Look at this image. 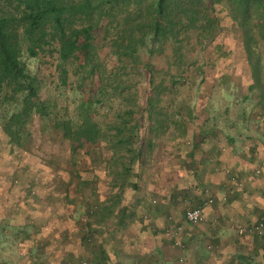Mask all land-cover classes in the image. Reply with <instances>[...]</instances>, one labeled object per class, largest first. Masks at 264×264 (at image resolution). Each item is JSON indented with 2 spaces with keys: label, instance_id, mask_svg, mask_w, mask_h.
Listing matches in <instances>:
<instances>
[{
  "label": "rangeland",
  "instance_id": "374dc122",
  "mask_svg": "<svg viewBox=\"0 0 264 264\" xmlns=\"http://www.w3.org/2000/svg\"><path fill=\"white\" fill-rule=\"evenodd\" d=\"M180 1L182 8L189 9L190 19L184 24L192 21L194 26L183 28L178 22L163 18L157 26L159 34L153 38L151 1L143 17L126 23L118 14L95 31V45L107 83L105 109L99 119L101 133L112 137L115 130L110 126L119 122L118 114L130 107L137 110L128 117L130 132L121 137L122 143L113 140L116 147L107 139L95 143L81 137L73 142L60 141L59 137L54 138L56 132L49 135L47 128L42 129L50 124L38 118L21 133L23 138L28 136L29 145L25 140L21 147L11 146L2 131V118L13 111V105L0 102V264H99L98 252L102 249L111 257V264H230L234 246L242 248L243 243L239 242L246 233L240 234L238 227L260 220L263 208L258 207L259 213L249 211L244 219L247 222L238 227L228 223L237 219L228 218L224 209L221 211L225 216L215 224V204H208V197V205L202 208L204 220L191 225L183 214L195 206L188 207L190 199L185 187L199 180L198 176L213 184H233V177L214 164L232 152L229 139L233 140V155L240 158L242 166L249 156L248 146L256 140L260 154L256 156L257 167L245 176L252 179V186L257 182L264 184V121L258 119L261 114L264 116V98L251 112L254 103L245 100L251 75L243 36L228 2ZM35 20L37 26L47 25L43 16ZM254 22L264 28V15ZM132 30L138 46L126 50L132 44L128 40ZM172 32L179 33L177 40ZM45 35L36 48L39 55L32 58L24 52L23 58L30 72L43 81L41 95L55 112L76 118L78 112L72 98L76 90L82 91L80 80L86 73L78 65L81 61L69 55L68 82L60 89L59 66L66 54L65 37L53 29ZM256 38V51L264 60V35L256 34ZM81 50L80 47L76 52L78 59L83 56ZM145 64L154 70L150 91L160 95L165 123L153 118L150 121L147 114L144 119L135 95L124 99L131 91L139 94L138 104L144 101ZM203 76L207 78L202 83ZM83 84L88 89L97 87L91 79ZM243 110L248 116L246 121ZM212 129L219 141L215 136H203L205 130ZM194 141L201 142L198 151H192ZM140 151L142 156L131 163L127 173L125 166ZM194 152L205 161L204 171L189 157ZM195 167L198 176L192 173ZM77 170L87 171L88 176ZM130 182H138L141 187L132 190ZM259 188L256 196L264 207V185ZM173 192L177 198L171 196ZM206 192L205 196L210 195ZM205 233L211 241L204 237ZM252 234L262 236H247L254 237ZM236 237L240 240L235 241ZM215 238L220 242H213ZM257 239L254 237L253 241ZM205 247L210 254H206Z\"/></svg>",
  "mask_w": 264,
  "mask_h": 264
},
{
  "label": "trees",
  "instance_id": "16d2710c",
  "mask_svg": "<svg viewBox=\"0 0 264 264\" xmlns=\"http://www.w3.org/2000/svg\"><path fill=\"white\" fill-rule=\"evenodd\" d=\"M151 1H153L154 4L152 18L154 29L153 38L158 36L159 28L157 26H159L163 18L176 21L180 26H184L183 28H189L191 25L194 26L192 21L187 25L184 24L185 20L190 19L189 9L182 8L183 5L180 4V0H0V102L6 105H13V111L2 118V131L8 138L11 146L21 147L24 145L25 140L27 142L28 136L23 138L22 134L24 131L28 130L29 126H31L37 118L46 123L48 122L50 125L42 126V129L45 130V128H47L49 130V135L56 132L59 136L54 134V138L59 137L60 141L65 140L73 142L76 137H81L83 140L91 143H95L100 139V142H103V140L107 139L109 142H112V145L115 147L117 145L113 143V140H115L117 144L122 143L123 138L121 139V137H124L123 135L130 132L128 117L134 115L137 110L130 107L118 114L119 122H114L115 124L110 126L111 129L114 128L115 130V133L112 135L113 139L112 137H104V134L101 133L102 124L99 119L100 112L105 109L104 103L105 94L107 93V83L104 75L105 68L97 52L94 34L102 23L115 15H123V20L126 23L133 22L143 17L144 10L149 7ZM203 1L208 4H215L222 0ZM226 1L230 6L233 20L237 22L242 32V46L251 75V83L248 85L250 91L245 100H251L254 103L250 111L255 112L256 105H260V99L263 100L264 98V60L261 54L256 51V46H258L259 43L256 34L263 36L264 32L262 30H264V28H258L254 20L258 17L262 18V15H264V0ZM45 9L47 10L45 11ZM41 16L47 21L46 26H44L45 24L36 25L35 19H40ZM48 29H53V32L55 31L56 34L65 37L66 54L61 58L62 63L59 66V88H65L68 82L69 70L66 65L69 61L67 58L69 55H74L72 59L81 61L78 65L83 68L86 73L85 77H82L80 80L82 82L79 87L82 91L78 92L79 90H76L72 98L76 103V110L78 112L76 118L61 116L55 112L53 109L54 107L41 95L43 81L38 74L30 72L28 64L23 58L24 52H27L32 58L39 55L38 49L36 48L43 43ZM134 32L135 31L132 30L128 35V40L132 44L126 46V50H134L138 46V42L133 37L135 35ZM178 34V32L171 33L172 37L176 40ZM162 36L165 37V34H162ZM80 47L83 56L78 59L76 52ZM76 60H74V62ZM145 68H147V80L143 93L144 95H141L144 101L141 105L138 104V100L140 102L139 94L137 92L131 93V91L127 92V94L124 92V99L127 100L131 95H135L134 97H136L137 105L140 107V115L144 119L147 118V116H145L147 114L150 121L153 118L165 123L166 120L162 117L164 110L160 108V95L158 93L156 94L154 90L150 91L153 84L154 70L149 64H145ZM205 72L203 73L204 75ZM86 78L97 83V87L91 85L92 88L88 89L86 85L83 84L87 80ZM206 78L207 77L203 76L202 83L206 81ZM93 87L96 89L94 90ZM263 108L264 104H262V109ZM242 115L246 121L248 116L245 110H243ZM258 119H263L264 121V116L261 114ZM214 130H205L203 136L210 139H213L215 136L217 140L218 134L213 132ZM184 133L186 134V131ZM219 140L220 138L218 141ZM52 141L54 142L55 140ZM255 141L251 146H248V161L246 164H243V167L239 168V165L236 166V162L230 163L228 159H223L222 157L214 163L216 164L215 167L218 168L221 166L222 170L229 173L228 176L233 177V181L231 180L233 184H230L229 181H225L226 184H224V181H217L213 184L210 181L206 182L202 180L201 177L198 176L199 174L197 173L198 170L196 167L201 169L205 161L201 160V157H197L195 152L192 153L189 156L192 162L199 164L192 170V173L194 176H198L199 180L194 181L193 185L188 186V188L187 186L185 187V192H187L186 195H188L190 199L188 200V207L192 204V206H195L193 208L202 209L205 205H212L214 203L215 207L220 210H226L234 201H229L230 194L228 192L230 191L227 190L228 184L230 186L233 185L231 187L235 188L243 186L245 183L252 185L251 179L249 180L246 174L254 171L253 169L256 167L258 150ZM227 143L230 147V151H233V140L229 139ZM27 144L29 145L28 142ZM200 144L201 142L194 141L192 144V151H198V146H200ZM142 154L143 153L140 151L131 157L129 165L125 166V171L127 173H130L129 167L131 163L138 161ZM48 157H50V155H47V158ZM202 169V171L205 170V168ZM77 172L83 173L85 177L88 176L87 171L77 170ZM216 179L218 180V178ZM219 179L221 178L219 177ZM128 186H130L132 190H137L141 187L138 182H130ZM116 187L117 186H115V188ZM143 188H145V186H143L142 189ZM206 191H208L210 195L205 196L204 194ZM246 191L248 192V190ZM247 192H244V190L241 192L238 191L241 200H244L242 194ZM154 193V191L151 192L152 196ZM217 195H221V197L218 198ZM171 196H174V198L178 197L174 192ZM160 197L162 196H158V198ZM208 197L209 201L207 204ZM241 200L239 202H234L238 208L242 205ZM155 203L157 204L158 200L156 201L155 199L154 204ZM246 204L248 205L249 203L246 202ZM123 210L124 207L122 210H119V214ZM93 212L92 210L90 213L93 214ZM185 213L186 211H184V216ZM248 213L247 211L246 214ZM121 214L123 217L124 213ZM262 214L264 213H261V216ZM221 216L220 218L214 217L218 219H215V224L221 222L220 219H223V215ZM101 219L104 220V217ZM212 221L213 219L211 222ZM258 221L260 220H256L254 223L245 226V228L255 227ZM238 229H240V227H238ZM247 234L248 233L241 236H247ZM261 235L262 236H253L258 238L257 241L264 240V230ZM206 236H208V234L205 233L204 237ZM207 238H210V236ZM209 240L211 241V238ZM212 241L215 243L220 242L218 238L212 239ZM207 249L206 247L204 248L208 255L210 253ZM243 251L245 250L240 248L235 250V252H231L230 264H258V260L250 259ZM98 254L100 256H98L100 258L99 264H111L109 262L111 257L108 252L102 249L99 250ZM253 255L254 258H258V250L254 251Z\"/></svg>",
  "mask_w": 264,
  "mask_h": 264
},
{
  "label": "crops",
  "instance_id": "0c3cea01",
  "mask_svg": "<svg viewBox=\"0 0 264 264\" xmlns=\"http://www.w3.org/2000/svg\"><path fill=\"white\" fill-rule=\"evenodd\" d=\"M233 151H234V149H233ZM233 151L230 152V154H227V157L225 159H228L230 163L236 162V166L239 165V167H243L242 165L239 164L240 158L235 157L233 155L234 154ZM258 156H260V154ZM223 159H224V157H223ZM243 161H246V160H243ZM247 161H248V159H247ZM258 163H259V161H258ZM242 164H244V163H242ZM256 167H257V163H256ZM251 181H252V179H251ZM244 182H246V181H244ZM263 185L264 184L262 182L261 183L257 182L255 184V186H252L249 183H245L243 186H240L238 188L231 187L233 185H231V186L229 184L227 185V190L230 191V192H228L230 194L229 195V201H233V200L234 201L230 206H228V208H226V215L228 216V218L230 217L232 219H237V220H235V222H231V219L228 222V223H230V225L233 224L232 227L239 226L240 224L242 225V223H244V221H245L244 219H245V217H247V215H246L247 211L248 212L249 211H251V212L255 211L254 213H257V212L259 213L260 210L258 209V207H260V208L262 207L263 210L261 211V213H264V207L261 204H259L261 202V200L256 196L258 194V192L261 191L259 187L263 186ZM240 190H244V192H247L246 190H248L247 193L242 194V198L244 200L240 199L241 196H239V194H238V191H240ZM244 196H247V197H244ZM217 197L220 198L221 195L220 196L217 195ZM240 200L242 201V205L240 208H238L234 204V202H239ZM244 201H247L249 204L247 205L246 202H244ZM262 204L264 205V201H262ZM234 206H236V207H234ZM250 209H252V210H250ZM221 210L219 208L215 207V211H216V214H214V215H216L215 217H217V218L222 217L221 215H223V213ZM223 216H225V215H223ZM226 230L232 231L230 228H227ZM237 231H238V229H237ZM237 231H233V232L237 233V235H238ZM241 237H242V240L239 243H243L241 245H242V249L245 250L243 252L245 254H247L246 256H248L250 259L252 258V259L258 260V264H264V240L254 242L253 241L254 237H252L250 235L241 236ZM239 240H240V238L236 237L235 241H239ZM252 244L253 245L256 244V246H253ZM235 250H238V248L236 246H234V249L231 252H235ZM257 250L259 252L258 258H254L253 253H254V251H257Z\"/></svg>",
  "mask_w": 264,
  "mask_h": 264
},
{
  "label": "built area",
  "instance_id": "2783aa9c",
  "mask_svg": "<svg viewBox=\"0 0 264 264\" xmlns=\"http://www.w3.org/2000/svg\"><path fill=\"white\" fill-rule=\"evenodd\" d=\"M185 221L191 225H197L204 220L203 211L201 208H193L185 213ZM264 228V214L260 218L258 226L254 228H241L240 234L243 233H259L262 234ZM84 264H87L86 262Z\"/></svg>",
  "mask_w": 264,
  "mask_h": 264
}]
</instances>
